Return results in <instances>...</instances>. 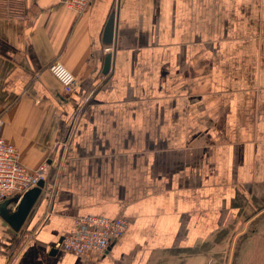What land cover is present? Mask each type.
Instances as JSON below:
<instances>
[{"label":"crops","instance_id":"0c3cea01","mask_svg":"<svg viewBox=\"0 0 264 264\" xmlns=\"http://www.w3.org/2000/svg\"><path fill=\"white\" fill-rule=\"evenodd\" d=\"M112 13L0 0V136L48 166L0 264H229L264 215V0H122L105 45ZM87 216L128 228L102 259L53 253Z\"/></svg>","mask_w":264,"mask_h":264},{"label":"built area","instance_id":"2783aa9c","mask_svg":"<svg viewBox=\"0 0 264 264\" xmlns=\"http://www.w3.org/2000/svg\"><path fill=\"white\" fill-rule=\"evenodd\" d=\"M92 0H57L67 9L81 15L85 12ZM122 0H113V14L120 7ZM112 53V47L106 49ZM47 70L60 84L65 97L69 96L77 87L78 79L70 73L58 59L52 60ZM2 119L0 116V127ZM46 163L36 170L30 171L19 160L17 150L7 144L0 136V204L35 188L40 181H44L43 193L47 192ZM128 228V222L122 217L105 218L101 216H87L78 218L72 230L57 243L56 250H64L79 257L95 255L102 259L110 254L113 242L120 239Z\"/></svg>","mask_w":264,"mask_h":264},{"label":"water","instance_id":"95a60500","mask_svg":"<svg viewBox=\"0 0 264 264\" xmlns=\"http://www.w3.org/2000/svg\"><path fill=\"white\" fill-rule=\"evenodd\" d=\"M114 30V14L112 13L105 26L103 34V43L110 45L112 42ZM110 55L105 57L104 70L108 71L110 68ZM45 187L44 181H40L35 188L27 191L23 196H14L0 204V217L3 222L11 229L14 234L20 233L25 223L29 219L30 214L33 212L34 207L43 195V189ZM257 232V227L248 226V229L244 236L249 238L252 233ZM62 241V237L58 243ZM53 253L57 250L52 249Z\"/></svg>","mask_w":264,"mask_h":264},{"label":"rangeland","instance_id":"374dc122","mask_svg":"<svg viewBox=\"0 0 264 264\" xmlns=\"http://www.w3.org/2000/svg\"><path fill=\"white\" fill-rule=\"evenodd\" d=\"M257 232L240 244L229 264H264V215L254 222Z\"/></svg>","mask_w":264,"mask_h":264}]
</instances>
